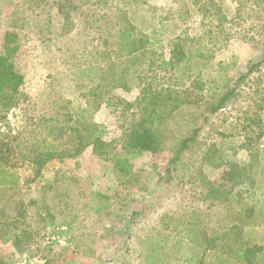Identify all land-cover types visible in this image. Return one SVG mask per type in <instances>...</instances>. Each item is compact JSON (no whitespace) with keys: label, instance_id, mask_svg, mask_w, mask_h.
Here are the masks:
<instances>
[{"label":"rangeland","instance_id":"1","mask_svg":"<svg viewBox=\"0 0 264 264\" xmlns=\"http://www.w3.org/2000/svg\"><path fill=\"white\" fill-rule=\"evenodd\" d=\"M66 1L0 0L25 94L0 103L19 177L0 194V264H241L229 247L264 248V61L235 83L264 56V0ZM127 22L151 43L125 50ZM143 127L159 152L128 146Z\"/></svg>","mask_w":264,"mask_h":264},{"label":"trees","instance_id":"2","mask_svg":"<svg viewBox=\"0 0 264 264\" xmlns=\"http://www.w3.org/2000/svg\"><path fill=\"white\" fill-rule=\"evenodd\" d=\"M63 5H66V0H60ZM68 7H73L72 4H69ZM123 30L121 31V40L127 42V46L124 47L125 50H135V47H145L148 43H151L149 37L146 34L141 33V31L134 32L135 27L128 23ZM140 35V36H137ZM18 34L9 31L5 35L4 47L0 51V103L2 104L3 110H9L13 105H18L22 97H25V94L21 90L24 78L21 72L16 68L13 57L15 56L18 45L16 44ZM182 53L180 49L174 50V56H179ZM183 61V58H179L178 62ZM264 61V56L257 61L251 62L248 66L246 72L241 74L235 83L240 82V80H245L253 72L259 69V66ZM168 64H170L168 62ZM234 93V88H230L225 93H222L221 96L213 102L211 111H217L223 107V105L228 101L231 95ZM92 126V133L87 136L89 140L98 141L100 134L98 133V127L95 123L90 124ZM197 130L194 131L196 134ZM161 132L154 128H141L134 130L129 136L128 146L134 149L135 151H147L151 153H157L162 149V139ZM161 139V140H160ZM192 140V137H184L179 140V144L175 150L173 161L177 162L181 159L184 151L189 147V143ZM8 153H5L0 149V194H5L6 190L15 189L18 186L19 177L16 175L15 171L12 169L9 156L12 154V148L8 147ZM254 156V155H253ZM115 165L117 168H128L129 165L125 158L115 155ZM242 171L239 166L237 168H232L225 170L224 175L225 179H228V182L234 184L232 186L241 183ZM232 189V188H231ZM230 189V190H231ZM229 190V191H230ZM261 213H263L261 211ZM231 254L230 257H233L234 260H237L241 264H263L264 263V248L257 244H251L249 242H243L239 244L237 248L229 247L228 250Z\"/></svg>","mask_w":264,"mask_h":264}]
</instances>
